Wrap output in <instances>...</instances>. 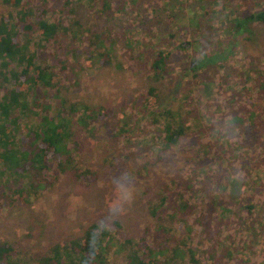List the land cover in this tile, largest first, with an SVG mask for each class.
Returning <instances> with one entry per match:
<instances>
[{"label": "trees", "instance_id": "16d2710c", "mask_svg": "<svg viewBox=\"0 0 264 264\" xmlns=\"http://www.w3.org/2000/svg\"><path fill=\"white\" fill-rule=\"evenodd\" d=\"M0 3L7 8L0 13L2 208L33 203L64 175L83 185L99 182L82 156L87 138L103 131L117 148L109 177H124L129 166L137 170L131 144L157 158L184 152L177 175L148 201L154 223L142 234H130L119 219H99L33 258L22 244L0 241V264H113L115 256L121 264H264V108L256 103L264 99V83L256 88L234 77L246 54L240 37L223 36L215 49L203 40L223 30L241 34L249 23L264 25V0ZM117 13L127 17L119 33L106 23ZM191 29L200 34L196 40L179 36ZM194 41L210 45L220 59L198 62ZM118 47L132 61L145 59L134 62V70L146 68L157 81L177 80L175 92L164 96L155 84L137 88L116 112L69 99L81 71L115 61L127 67L115 54ZM179 52H192L185 67L174 62ZM226 61L239 63L231 73L218 69L198 79L213 66L224 69ZM249 63L238 81L252 71L264 79V55Z\"/></svg>", "mask_w": 264, "mask_h": 264}, {"label": "rangeland", "instance_id": "374dc122", "mask_svg": "<svg viewBox=\"0 0 264 264\" xmlns=\"http://www.w3.org/2000/svg\"><path fill=\"white\" fill-rule=\"evenodd\" d=\"M185 3L189 10L191 7L194 8L192 2ZM5 10L7 8L0 3V13ZM199 10L201 11V9ZM126 19L125 15L117 13L115 18H109L106 23L115 26V33H119L122 30V25L126 23ZM92 20V15L83 19L86 24ZM212 31L214 30L212 29ZM217 33L219 34L217 37L209 35L203 37V40L209 43L213 49L218 45V39L223 36H226V39L233 36L240 37L241 43L245 46L246 54L240 62L243 69L234 72L237 82L247 81L250 86L255 83L256 88H258V84L264 83L260 74L257 73L258 78L254 77V74L252 75L253 71L248 74L251 75L249 79L238 81L242 74L247 75L244 71L249 69V60L252 57L258 58L264 55V25L249 23L241 34H233L228 30L217 31ZM197 35L200 36L197 31L191 29L179 36L184 40L191 38L188 40L193 41V39L196 40ZM119 40L120 45L125 46V39L119 38ZM210 45L194 41L193 47L197 49L195 51L198 62L210 63L220 59L222 54L215 56V51L209 48ZM230 45L233 44L230 43ZM191 53H177V58L174 60L176 66L185 67L186 62L191 59ZM115 54L118 56V60L127 61V67L121 69L119 61H115V64L103 67L99 71L92 69L81 71L78 85L74 86L67 97L72 101L78 100L92 105L109 106L116 112L120 110L121 105L129 101L132 92L137 88L155 84L159 86L164 96L168 97L175 92L174 87L177 80L162 79V81H157L146 75V68H144L145 71L132 68L136 64L134 62H145V59L132 61L124 53L122 47H118ZM239 57L240 54L232 56L235 60ZM224 63V69L223 66L217 65L210 70L201 71L198 79L206 80L208 74L218 71V69L230 72L239 62L226 61ZM254 69H257V66ZM263 93L264 91L261 90L262 95ZM200 94L202 97L208 95L205 89H202ZM211 94L214 95V92ZM260 98L256 103L262 109L264 108V99ZM171 102L172 104L175 102L172 97ZM114 140L108 132L103 131L100 136H89L84 142L82 159L100 174L99 182L88 186L73 182L67 175H64L40 198H34V202L31 204L11 205L7 208L0 206V241L11 240L22 244L31 255L29 256L33 258L32 256H35L39 251H44L50 243L77 237L85 231L87 226L99 219L108 221L119 219L126 225L130 234L134 236L142 234L146 226L154 223L148 211V201L159 193L167 181L177 175L184 152L167 151L168 153L166 152L162 158H157L148 155L145 147L141 148L136 144L135 146L131 144V148H134L132 166L139 171L131 172L129 166L123 171L124 177L121 175L118 178L109 177L106 172L110 164L115 162L112 160V155L117 154ZM112 262L121 264L122 257L115 256ZM27 264L37 263L31 259Z\"/></svg>", "mask_w": 264, "mask_h": 264}]
</instances>
